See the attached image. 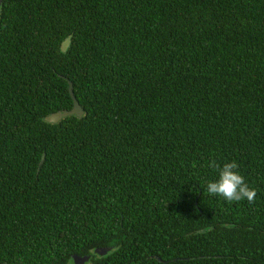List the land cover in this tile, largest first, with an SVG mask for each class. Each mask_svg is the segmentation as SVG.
Here are the masks:
<instances>
[{"label": "trees", "instance_id": "16d2710c", "mask_svg": "<svg viewBox=\"0 0 264 264\" xmlns=\"http://www.w3.org/2000/svg\"><path fill=\"white\" fill-rule=\"evenodd\" d=\"M74 255L264 264V0H3L0 264Z\"/></svg>", "mask_w": 264, "mask_h": 264}, {"label": "clouds", "instance_id": "9594fccd", "mask_svg": "<svg viewBox=\"0 0 264 264\" xmlns=\"http://www.w3.org/2000/svg\"><path fill=\"white\" fill-rule=\"evenodd\" d=\"M208 166L218 171L219 177L217 180L207 183L206 191L208 194L221 197L227 202H240L245 199L249 203L255 202L257 191L250 187L240 174L239 165L235 160L226 162L222 166L212 160Z\"/></svg>", "mask_w": 264, "mask_h": 264}, {"label": "water", "instance_id": "95a60500", "mask_svg": "<svg viewBox=\"0 0 264 264\" xmlns=\"http://www.w3.org/2000/svg\"><path fill=\"white\" fill-rule=\"evenodd\" d=\"M3 4V0H0V15H1V6ZM71 43V37H69L62 46V51L66 52L68 47L70 46ZM69 92L72 97L74 106L73 109L70 111H64V112H57L54 113L48 117L45 118V121L49 124H58L61 120L67 117L71 116H76L78 118H82L84 115V111L80 105V103L77 101L75 94L73 92V84L70 83L69 85ZM45 158V155L43 156V159ZM113 249L111 247H106V248H100L95 250V254H97L100 257L106 256L109 252H111ZM91 260V256H73V264H87ZM160 262H162L161 259H159Z\"/></svg>", "mask_w": 264, "mask_h": 264}]
</instances>
